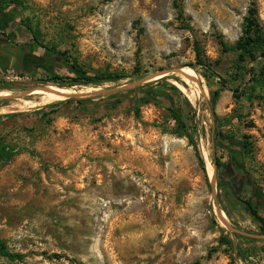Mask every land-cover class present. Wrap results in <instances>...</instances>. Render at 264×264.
<instances>
[{"label":"rangeland","instance_id":"obj_1","mask_svg":"<svg viewBox=\"0 0 264 264\" xmlns=\"http://www.w3.org/2000/svg\"><path fill=\"white\" fill-rule=\"evenodd\" d=\"M20 1L3 13L0 34L27 42L33 32L75 68L122 79L72 83L58 55L51 71L61 84L44 73L0 72V142L12 150L0 162V239L18 256L0 255V264H264L257 226L244 211L227 214L210 181L214 159L229 162L217 132L248 138L243 170L264 194V86L248 100L233 92L242 95L250 68H259L239 70L221 47L241 36L251 0ZM254 2L264 28V0ZM174 69L196 75L197 101L179 89H188L185 76H159ZM170 86L187 102L179 106L190 139L166 108L171 97L136 105L141 90L173 96ZM53 89L70 92L44 103ZM210 89H221L213 105L220 124L208 109ZM249 197V188L240 191Z\"/></svg>","mask_w":264,"mask_h":264},{"label":"trees","instance_id":"obj_2","mask_svg":"<svg viewBox=\"0 0 264 264\" xmlns=\"http://www.w3.org/2000/svg\"><path fill=\"white\" fill-rule=\"evenodd\" d=\"M10 5H15L17 7L22 8V2L20 0H0V14H3ZM174 5L177 12V17H178L177 19L183 21L182 8L180 7V5L177 4ZM30 34L32 35L34 42L37 45H40L45 50V52H47L48 54L51 53L53 55H58L65 62L70 64L68 71L71 74L70 81L72 83L82 82L83 85H90L97 81L115 82L122 79V76L111 75V74H93V73L91 74L88 72H84L80 69H77L74 67L73 64H71L68 61V57H66L65 54L63 53L59 54L50 51L45 46H42V44L39 42L38 38L36 37V35L33 34V32H30ZM221 47L224 52H231L235 55V62L239 70H243L245 68L246 63L255 64L256 67L259 68L258 71H255L253 68H250L249 72L251 73L254 72V73L248 74L251 77L250 86L247 88V90L244 93H242V95L237 94L238 92L236 90H233L235 98L240 99L241 97L248 95L247 98L244 97L246 100H248L253 96L257 87L264 86V28L258 17L256 4L254 0L250 1L249 7L247 9V14L244 17L241 36L234 43V45L227 46L225 43H221ZM47 79L48 81L56 85L65 82V78L59 75H51L48 76ZM218 84L220 85V88H224V89L228 88L227 82H225L224 80L220 79ZM168 89L173 93V96H169V94L160 93L154 89L146 90V91L141 90L140 92L141 96H139V98L136 100V105H140L148 102L157 104L160 103V101L163 102L161 99L171 97L172 101H174V104L168 105L166 106V108L168 109L172 118L178 125V128L183 130L185 134L184 136L190 139L189 135L187 134V129L190 127V122H188L189 119L187 115L183 113V111L179 106L181 102H183L187 106V102L185 101L182 94L177 90V88H175L174 86H170L168 87ZM220 90L221 89H216V90L210 89L209 91L210 103L208 104V109L213 117L215 124L218 123V120L213 112V105L215 103V100L218 98ZM103 107L105 108L107 106L104 105ZM217 127H218L217 125L214 126V128ZM217 136L219 137L220 142L221 141L227 142L226 150L228 151V154H230L232 158L236 157L239 167L242 169V171L245 173L247 177L248 182L244 184L243 190H245L246 188L250 189V197L246 200H241L240 192L238 193L233 192L232 194L228 195L226 202L227 207L225 208L226 213L230 214V208L237 210L241 206H245V208H247L249 211V217H250L249 219L257 226L259 234L264 236V219L259 216L258 214L259 208L256 207L253 201L254 198H257L258 200L260 199L262 201L264 199V194L262 193L261 189L256 186V183L254 182L253 178L243 170V164L241 160V157L243 156L246 157L252 154L251 143L247 140L248 138H245V141L242 142L234 141L232 137H229L227 134H224L222 132H217ZM220 142H218V145L221 146ZM233 147H237L238 149L234 150ZM11 158H12V150L10 149V147L7 144L0 142V162L10 161ZM197 158H198V162L200 164H203V160L199 155H197ZM213 166L216 169H220L224 166V164L214 159ZM217 186L222 192L224 191V193H226V191L227 192H230L231 190L234 191L230 187L224 186L223 184L221 185L217 184ZM261 208L264 210V202H262ZM260 251L264 255V247ZM0 255L11 260L15 259V257L16 258L18 257L8 252L5 242L1 239H0Z\"/></svg>","mask_w":264,"mask_h":264},{"label":"flooded vegetation","instance_id":"obj_3","mask_svg":"<svg viewBox=\"0 0 264 264\" xmlns=\"http://www.w3.org/2000/svg\"><path fill=\"white\" fill-rule=\"evenodd\" d=\"M41 60V61H40ZM60 61V59H59ZM64 61L62 60V62H60L61 64V68L62 69H66L65 64L63 63ZM26 64V70H28L29 72H31L33 70L35 73H37V71H40L44 74H46V76H51V75H59L61 76L59 73H55L53 71L52 73V62L48 61L47 59H45V57L42 55V57H36V59L32 62L27 61L24 62ZM235 165V167H233L232 165ZM214 178L217 184L221 185L223 184L224 186H228L231 189H233L234 191L227 192L224 193L223 191V197L225 199V202H227V198L228 195L232 194L233 192L238 193L240 191L243 190L244 188V184H246L247 181V177L245 175V173L242 171V169L239 167V164L235 158H232L229 154V162L227 165H224L222 168L220 169H216L214 171ZM242 200V199H241ZM260 200V199H259ZM257 198H254V203L256 205L257 208L262 209L261 208V204L262 202H264V199L261 201H259ZM240 211H244L245 214L249 217V211L247 208H245V206H241L239 209L234 210L230 208V214L231 212H235L238 213ZM259 236H263V235H259Z\"/></svg>","mask_w":264,"mask_h":264},{"label":"crops","instance_id":"obj_4","mask_svg":"<svg viewBox=\"0 0 264 264\" xmlns=\"http://www.w3.org/2000/svg\"><path fill=\"white\" fill-rule=\"evenodd\" d=\"M2 15L3 14H0V19H2ZM7 38V36L0 34V72L2 73L13 70L21 72L24 71L28 74H33V70L35 69L29 72L26 70L27 68L24 62H33L37 56L42 57L43 55L45 59L52 62L53 66L57 61L53 54H48L45 52V50L40 45H37L34 41L28 40L27 42H24L23 40H19L18 42H11ZM37 73L42 72L37 71Z\"/></svg>","mask_w":264,"mask_h":264},{"label":"bare ground","instance_id":"obj_5","mask_svg":"<svg viewBox=\"0 0 264 264\" xmlns=\"http://www.w3.org/2000/svg\"><path fill=\"white\" fill-rule=\"evenodd\" d=\"M182 73L185 74V75H188L190 77H193L194 80L193 81H190L188 80L186 77H183L182 78V81L186 84V86L188 87V89H181L179 88L180 90H182V92H185V96L190 100V101H197L199 99V91H198V88L196 89L197 85H198V79L196 77V75L190 70V69H186L185 71L182 70ZM184 76V75H183ZM182 77V76H180ZM200 82V80H199ZM184 85V84H183ZM179 87V86H177ZM197 90V94H195L194 90ZM70 92L66 89H53V90H50L48 93H45L44 96L45 98H43L42 100H59L64 94L65 92ZM4 93V92H3ZM203 94V93H202ZM5 95V94H4ZM203 96V95H202ZM40 100V99H39ZM18 101V100H17ZM21 101V100H20ZM53 101V102H54ZM48 102V101H47ZM25 104H29V102H23ZM45 103V101H44ZM24 104V105H25ZM33 104V103H32ZM44 106V105H43ZM20 107V106H18ZM21 108V107H20ZM11 112V111H10ZM221 221L224 220V217L223 218H220Z\"/></svg>","mask_w":264,"mask_h":264},{"label":"water","instance_id":"obj_6","mask_svg":"<svg viewBox=\"0 0 264 264\" xmlns=\"http://www.w3.org/2000/svg\"><path fill=\"white\" fill-rule=\"evenodd\" d=\"M182 70H183V69L169 70V71H167V72H164V73L160 74L159 76H164V75H167L168 73H177V74L184 75V76H185L188 80H190V81H193V80H194L193 77H190V76H188V75L183 74V73H182ZM129 88H131V87H130V86H126V87H123V88H118V89L108 90V91H106L104 94H111V93H114V92H117V91L127 90V89H129ZM97 94H99V93H97ZM211 179H212V180H210V181H213V182H211V185H212V187H213V184H212V183H215L214 174H213V176H212ZM212 196L214 197V194H213ZM220 212H221V211L218 210V215H219ZM222 223H223V225L225 226V228H226L227 230H229V231H233V232H236V233H239L238 231L231 229V228L228 226V224L226 223L225 220H222ZM240 234H241V233H240ZM256 238H264V236H257Z\"/></svg>","mask_w":264,"mask_h":264}]
</instances>
